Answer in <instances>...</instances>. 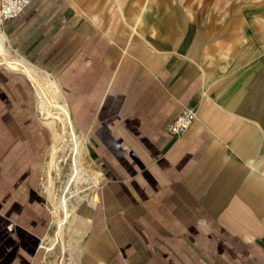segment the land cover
Masks as SVG:
<instances>
[{"label":"crops","instance_id":"crops-1","mask_svg":"<svg viewBox=\"0 0 264 264\" xmlns=\"http://www.w3.org/2000/svg\"><path fill=\"white\" fill-rule=\"evenodd\" d=\"M0 30V264H48L56 108L73 264H264V0H30Z\"/></svg>","mask_w":264,"mask_h":264},{"label":"rangeland","instance_id":"rangeland-1","mask_svg":"<svg viewBox=\"0 0 264 264\" xmlns=\"http://www.w3.org/2000/svg\"><path fill=\"white\" fill-rule=\"evenodd\" d=\"M53 111V112H51ZM51 112V113H50ZM52 113H57L59 115V112H57V110H52L50 109L49 112H45L43 110V114L44 115H49L51 116L50 114ZM63 117V116H61ZM50 124V119L48 121ZM51 126H54V123L53 125ZM62 130H63V133L64 135L66 136L65 139H64V145L61 149L64 148V155L62 156H59L58 158L61 159L63 158V160L65 161L66 165H67V169L65 171V174H64V177H63V183L62 185L60 186V188H58L56 191H54V193L52 194V197L50 198L51 201H52V198L55 196V195H58L60 193L61 195V192H63V186L65 184V180L67 179L66 177L68 176L67 174H69V168H70V146L72 144V141L70 139V133L68 130H65L64 127L62 126ZM80 142L83 143V140L80 139ZM84 144V143H83ZM61 149L59 150V152L61 151ZM58 152V153H59ZM83 162L85 163V165H87V168H90L91 170V166H90V161H87L85 160V151L83 153V158H82ZM83 182L86 183L85 180H82L81 181V187H82V194H84L87 189H88V184L86 183L85 186L83 185ZM94 189L95 191V188L92 187L91 190ZM72 190H73V193L76 192L75 191V188L72 187ZM65 196L69 195L67 194L68 190H65ZM71 193V192H70ZM72 196V195H70ZM91 198V193H90V197ZM73 197H70L69 199V202L66 203V206L73 210L74 211V206L76 203H73L74 201H72ZM79 199V198H78ZM77 199V200H78ZM71 200V201H70ZM53 203V201H52ZM50 204L52 207V211H53V215L56 213L53 209L54 207V203L53 204ZM58 215L61 216L63 215L62 211L61 210H58ZM64 216V215H63ZM62 216V217H63ZM53 220L52 219V222H51V225H50V228H49V233L48 235L45 237V243L47 246H49L50 248L48 249V264H73L74 263V260L73 258H75V247L73 245V237H72V234L70 233V224H67V225H64L62 228H59V227H56L55 224L53 223Z\"/></svg>","mask_w":264,"mask_h":264},{"label":"bare ground","instance_id":"bare-ground-1","mask_svg":"<svg viewBox=\"0 0 264 264\" xmlns=\"http://www.w3.org/2000/svg\"><path fill=\"white\" fill-rule=\"evenodd\" d=\"M6 49H7L6 38L3 35V33L1 32V30H0V56L3 55V57L5 58ZM16 62H17V66H19V67L21 65H23L22 64L23 61L20 60V59H18ZM23 67L28 73L32 74L33 77H36V71L31 69L30 66L26 65V66H23ZM48 89H49L48 90L49 93H51L53 95H56V90H55L53 84H49V88ZM37 94L39 95L38 100L40 101V104H42L45 107L46 112H49L50 106H49L48 101L38 91H37ZM53 102L55 103V101H53ZM57 102L58 103L60 102V100L58 98H57ZM56 109L64 115V117H63L64 120H63L62 126L66 130V124L68 122L67 115L61 108H56ZM53 120L54 119L50 120L52 122V124L54 123ZM64 151L65 150H62L61 152H59L58 156L64 155ZM76 153H77V150H76V147H74L73 152H71V157L73 159V163L71 165V170H70V172H69V174L67 176V179H66V182H65V185H64L66 190L70 187V185H74V187L76 188L75 190H78V188L81 187L80 186L81 185V181L83 180V178L86 179L85 177L87 176L86 175V171L83 169L82 165L78 162L79 159L77 161V157L75 156ZM64 191L61 192V195L59 193L58 195H55L52 198V201L54 203L55 212H56L54 214L53 223L55 224L56 227H59V228H62L64 225L70 224V221H71V218H72V215H73V210L69 209L66 206V203H67L66 202V198H67V196H65V192ZM78 198H80V196L78 195L77 192H75V200H77ZM96 199H97V193H96V195H94V197L91 200H92V202H95ZM58 210H61L63 212L62 213L64 215V216L62 215L63 217L61 216V218H60V216L58 215V212H57Z\"/></svg>","mask_w":264,"mask_h":264},{"label":"built area","instance_id":"built-area-1","mask_svg":"<svg viewBox=\"0 0 264 264\" xmlns=\"http://www.w3.org/2000/svg\"><path fill=\"white\" fill-rule=\"evenodd\" d=\"M29 1L30 0H0V20H7L18 16ZM194 116V111L192 109L178 111L168 123V131L179 133L185 130L192 122ZM13 223V220H8L6 223L7 228L11 229Z\"/></svg>","mask_w":264,"mask_h":264}]
</instances>
